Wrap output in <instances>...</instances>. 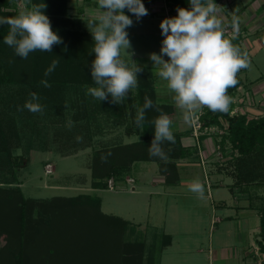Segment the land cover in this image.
I'll return each mask as SVG.
<instances>
[{
	"label": "rangeland",
	"instance_id": "obj_1",
	"mask_svg": "<svg viewBox=\"0 0 264 264\" xmlns=\"http://www.w3.org/2000/svg\"><path fill=\"white\" fill-rule=\"evenodd\" d=\"M230 1L219 0L216 3L224 8L221 14L226 26L225 35L229 38L233 35L230 27L232 17L238 16L243 9H239L241 2L248 5L252 0ZM15 3L17 16L24 10V0H15ZM74 3L75 1H70L68 9L69 14H76L72 28L89 32L86 25L93 17H83L77 12L80 7L85 14H93L96 7L91 5V1L86 4L80 1H77L76 5ZM165 11L168 12L167 16L154 13L153 16L141 17L139 21L132 19L133 25L127 29L131 51L134 53L132 60L137 64L145 65L157 98L161 102L167 100L166 82L158 77L155 69H152V62L148 57L150 53L159 54L163 40L159 24L165 18H172L174 13L169 7ZM239 28L237 34L241 36L240 45L243 48L244 39L249 37V34L244 33L243 36L242 31L246 29L240 24ZM259 38L262 46L252 49L253 51L247 54L251 68L241 70L239 74L243 82L254 80L257 76L264 78V32ZM244 51L247 53L245 49ZM12 59L14 60L13 80L0 84V118L3 122L2 130L10 136L7 143L10 153L13 156L22 157V163L13 168L7 167L6 163H2V166L1 155L5 153L0 154V189L7 192V196L14 198L16 196L13 191L19 189L25 199H31L27 206L28 216L32 205L36 213L31 216L33 218L26 234L19 235L17 220L19 201L17 197L10 200L3 192L0 194V208L3 211L0 214V264H136V251L128 250V243L132 242H142L141 264H209L206 257L197 255L194 251L199 245L207 246L209 235L212 233L208 221L211 214L208 199H200L195 193L176 197L179 214L176 215L177 218H174V215L168 213L154 214L153 200L155 198H151L149 207L145 194L136 198L135 203L129 200L127 194L114 192L117 185L111 191L92 188L89 169L91 158L99 143L102 144L105 138L107 142L110 140L99 130L102 118L99 119L95 115L87 117V109L95 110L96 99L89 94L88 88L70 84L55 97L56 101L48 100L49 97L44 98L38 95L34 88L31 89L20 83V80L27 76L25 73L29 69V57L26 60L20 59L15 56L13 50ZM164 59L167 60V57L165 56ZM245 92L240 87L236 89L231 97V105H234L230 106L229 114H244L247 119L264 115L263 108L247 112L245 107L241 106L242 103L247 106L250 103V101L247 102L250 97ZM32 93L38 95V102L44 109L42 113L34 114L24 108L25 103L31 100ZM107 123V126L110 125ZM221 124V126L212 125L208 134L215 137V145L218 147L213 151L218 165L215 169L219 173L230 174L234 177L235 152L226 141L222 143L221 137L224 135L226 122L221 120ZM9 130L17 133V137L10 135ZM119 135L117 143H121V140L129 143L137 137L135 133L131 136H126L127 133ZM78 137L82 139L78 140ZM47 162L52 165L50 174L44 173V165ZM147 164L152 165L151 162L140 163V165ZM190 167L192 173H202L200 168ZM128 171L129 169H127V174L135 176L134 173H128ZM131 187L124 184L123 189L129 191ZM120 189L122 188L119 187L117 190ZM81 195L98 197L101 200V207L99 213L92 204L75 207L81 218L80 240L77 238L79 240L77 243L72 240V237L66 240L64 237H59L57 233L39 231L40 225L45 224L43 220L63 216L65 210L69 209V199ZM13 205L15 211H13ZM7 209L8 212H6ZM103 213L107 214V217H103L102 215H105ZM116 216L126 220V226L122 230L117 224L111 223L113 225L111 226L105 222L106 218L112 219ZM57 220L59 221L58 218ZM169 225L177 229H171ZM163 226L177 231L182 239L178 242L186 250L185 252L182 250L178 257L169 262L166 260L167 256H162L163 260L159 262V237L163 232H167L163 231ZM67 229L69 230V225ZM68 230L67 235L72 233L71 229ZM69 240L71 242V246H67L69 251L64 256H59L60 248H62L60 245L66 241L69 243ZM193 242L202 244L197 245ZM95 257L97 259H94ZM192 258L197 260H192Z\"/></svg>",
	"mask_w": 264,
	"mask_h": 264
},
{
	"label": "clouds",
	"instance_id": "obj_2",
	"mask_svg": "<svg viewBox=\"0 0 264 264\" xmlns=\"http://www.w3.org/2000/svg\"><path fill=\"white\" fill-rule=\"evenodd\" d=\"M188 4L187 9L177 8L175 17L160 22L163 36L160 51L150 53L148 58L152 69L166 82L180 111V119L191 127L205 108L213 113L229 111L232 98L228 90L238 84V74L250 69L251 62L247 53H242L232 42L239 31V17H232L233 35L229 38L225 35L222 6L214 0H188ZM46 7L43 2L33 4L32 0H24V10L17 16L0 17V25L9 28L4 44L14 50L16 57L26 60L36 51L51 53L54 46L62 43L44 14ZM125 10L137 21L148 15L142 0H97L93 19L86 25L94 42L90 75L95 86L88 89L89 94L99 102L114 105H121L130 91L139 87L138 74L144 71L143 66L132 60L134 53L127 29L133 25V20L125 15ZM58 62L52 61L45 77L55 70ZM41 84L51 87L47 80H42ZM38 101V95L32 93L24 108L34 114L42 113L44 109ZM152 109L160 114L151 121L153 139L148 154L167 161L169 156L163 146L176 142L170 117L146 96L143 106L137 109L134 123L138 129H143L146 112ZM189 188L198 198H204L205 188L199 180L192 181Z\"/></svg>",
	"mask_w": 264,
	"mask_h": 264
},
{
	"label": "trees",
	"instance_id": "obj_3",
	"mask_svg": "<svg viewBox=\"0 0 264 264\" xmlns=\"http://www.w3.org/2000/svg\"><path fill=\"white\" fill-rule=\"evenodd\" d=\"M88 1L90 0H84V2ZM218 1L219 0H214V3H217ZM41 2L47 5L44 14L49 18L53 31L61 37L62 43L54 46L51 53L40 51L31 53L29 55V69L25 73L27 76L20 80V83L29 86L31 89L34 88V91L37 92L38 95L44 98L49 97L48 100L53 101H56L55 97L58 96L67 85H77L81 86V88L94 87L95 85L91 80L90 75L91 63L94 59V42L92 41L90 33L75 30L70 27L69 22L71 19L68 17L69 0H32L33 4ZM142 3L145 5L148 2L142 1ZM164 3L166 7H169L174 12L172 17L177 15V8L187 9L190 7L188 0H164ZM15 6V0H0V17L16 16L17 11L15 10ZM125 15H128L130 18H135V16L128 13L126 10ZM8 31L9 28L7 25H0V84L13 80V49L4 44V37L7 35ZM240 41L241 36L237 34L232 42L240 48L242 53H245L240 45ZM53 60H58V65L49 76L45 77L44 73ZM239 74L237 76L239 81L238 84L228 90V95L230 97L234 95V92L242 83ZM42 80H47L51 87H44L41 84ZM138 80L139 87L130 91L128 97L121 105L110 106L106 103L105 108L111 111L122 108L125 111L126 109H129L131 121L128 129L135 132L139 138L137 141L130 144L104 147L95 151L89 166L92 175V188L106 189V180L109 177H113L115 181L121 180L123 175L127 172L128 166L133 161H161L158 158L150 157L148 154V148L153 139V125L151 124V121L160 113L155 109L148 110L146 112L147 119L143 129H138L134 121L137 109L143 106L144 98L146 96L152 99L153 103L168 116L172 114V106L170 104L158 103L152 81L145 68L142 73L138 74ZM121 118L122 117L119 116L116 117L115 120L120 121ZM109 119L112 120V118H106V120ZM200 120L203 127H209L212 125L221 126V120L226 122V127L223 133L224 135L221 137V140L222 143L226 141L232 151L235 152L233 166L235 169L234 177L236 185L253 182L264 183V115L257 118L247 119L244 114L230 115L229 111L227 113H213L205 108ZM2 125V118H0V154L5 153L1 155V165L2 163H6L7 167H17L21 165L22 157L11 155L10 149L7 145L10 136L2 130ZM8 133L17 137V133L12 132L11 130H9ZM183 134L184 132L174 133L176 140L175 144L166 143L163 146L169 159L175 158L177 156V150L180 151L182 149L179 140L180 136ZM2 192V189H0V194H2ZM3 193L5 196L8 194L7 192ZM13 193L19 201L17 205V220L19 224L18 232L19 235H25L30 228V222L33 218L31 216L33 213H36V210L32 205L28 216L27 206L29 202H31V199H25L21 195L19 189H15ZM7 198L10 200L15 199L12 196H7ZM69 201V209L65 210L63 216L59 215L60 217L55 216L54 219L47 220L41 218V220L45 221V224L40 225L41 228H39V231L41 233L44 231H50L52 234L57 233L59 234V237H64L66 240H68V237H72V240L77 243L80 240L81 218L79 215L80 213L75 210V207L92 204L99 213V199L91 197L90 195H81L69 199ZM13 211H15L14 205ZM2 212L3 211H1L0 208V214ZM6 212H8V209ZM67 214H71L72 216ZM102 216L105 217L106 215ZM65 220H67L66 223H63ZM105 222L109 225L111 223L117 224L121 230L125 227V221L118 217L112 219L106 218ZM259 223L260 228L257 246L262 254L260 264H264V205L259 209ZM112 224L111 226H113ZM68 225L69 230L67 229ZM70 229L72 233L67 235L69 233L67 230L70 231ZM77 238L79 240H77ZM66 242L60 245L62 248H60L59 256H64V254H67L69 251L67 246L70 245L71 242L70 240L69 243ZM128 245L129 251H136V264H141L143 245L141 243H128ZM94 259L97 258L95 257Z\"/></svg>",
	"mask_w": 264,
	"mask_h": 264
},
{
	"label": "crops",
	"instance_id": "obj_4",
	"mask_svg": "<svg viewBox=\"0 0 264 264\" xmlns=\"http://www.w3.org/2000/svg\"><path fill=\"white\" fill-rule=\"evenodd\" d=\"M70 1H75L74 5H76L77 1L84 2V0H69L68 8L70 7ZM90 1L92 2V6H97L96 0ZM144 1L148 2L144 5L145 8L148 9V15L153 16L154 13H157V15H168V12L165 11L167 7L165 6L164 0ZM88 2L84 3L86 4ZM80 5L82 6L83 4ZM239 9H242L237 16L240 19V26L246 29L244 32L242 31L243 36L244 33L249 34V37L244 39L243 48L247 51V54H249L250 51H253L252 49H257L259 46H262L259 37L264 32V0H252L248 5H244L241 2ZM77 13L83 17H93L92 14H85L80 7ZM75 15L76 14L68 13V17L71 19L69 22L71 28L74 24ZM141 66L144 67L145 65ZM239 87L241 90L246 91L245 93L250 97L247 101H250L248 106L244 105V103L241 104L243 108L245 107L247 112H254L259 110V108L264 109L263 77L257 76L254 80L248 82L242 81ZM166 97V102H161L160 99L157 98V95L156 100L158 103L170 104L172 106V114L169 115V117L173 121V133L184 132L179 140L182 149L180 151L177 150V156L175 158H170L167 161L137 160L131 162L128 166V173L132 172L135 176L127 173L124 174L121 180L116 181L117 189L119 187L122 189H116L114 192L118 191L123 192L121 194H127L129 200L133 202L136 201V198L138 199L145 194L147 195V204L149 207L151 206L150 201L153 197L155 198L153 200V207L155 205L154 214L168 213L174 215V218H177L176 215L179 214V210L177 208L178 202L176 197L194 194L190 191L189 186L192 181L199 180L205 188L204 198L208 199L211 207V214L208 221L210 228H212V233L209 235L207 246H201L199 244L202 243L193 242L199 245L195 248L194 251H196V253H194L203 255L204 258L206 257L209 264H260L262 254L258 249L257 240L259 239L258 235L260 228L259 209L264 205V183L253 182L250 184L236 185L232 175L222 172L219 173L218 170L215 169L218 165L216 164L217 160L213 152L217 147L215 145V137L209 136L206 133L200 135L198 139L195 140L191 134L190 127L186 126L180 119L181 114L172 99V94L168 92ZM96 102L95 110L92 109L90 111L86 108V114L88 113L87 117L95 115L99 119L102 118L103 121L99 123V130L104 136L106 135L107 138H110L108 142L105 138L102 144L99 143L96 150L104 147L130 144L137 141L139 138L138 135L128 129L131 121L129 109L125 111L122 108L111 111L105 108V104L108 103L110 106H115L114 104L108 101L99 102L96 100ZM119 116L122 117L120 121L115 120V118ZM106 118H112V120H106ZM106 123L110 124L108 125L109 128ZM123 133H127L126 136H131L135 133V137H137L129 143H124L122 140L121 143H117L118 136H120L119 134ZM145 162H151L152 165H140V163ZM190 166L200 168L202 173H192V168ZM127 177H132L134 179L132 188L129 191L125 188L123 189L124 184H126L125 178ZM100 205L101 200L99 199V208L101 207ZM116 217L123 220L119 216ZM137 225H139V223ZM168 227L177 229L171 225ZM163 231L167 232H163L162 236L159 237V262H162V256H167L166 260L169 262L178 257L182 250L184 252L186 250L180 245V242H178L182 239L179 237L176 230H169L163 226ZM192 260L197 259L192 258Z\"/></svg>",
	"mask_w": 264,
	"mask_h": 264
},
{
	"label": "built area",
	"instance_id": "obj_5",
	"mask_svg": "<svg viewBox=\"0 0 264 264\" xmlns=\"http://www.w3.org/2000/svg\"><path fill=\"white\" fill-rule=\"evenodd\" d=\"M211 128V126L209 127H203L202 124H201V120H200V117L199 119L190 127L191 129V134L192 136L194 137L195 140L198 139V137L202 134H209V129ZM218 147H216L217 149ZM219 153V152H217ZM44 173L45 174H50L52 173V165L51 163L47 162L45 163L44 165ZM116 181L113 177H109L107 180H106V188L111 190V189H114L116 187ZM125 183L129 186H132L133 183H134V179L132 177H127L125 178ZM132 188V187H131ZM262 256V255H261Z\"/></svg>",
	"mask_w": 264,
	"mask_h": 264
}]
</instances>
